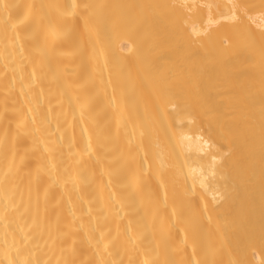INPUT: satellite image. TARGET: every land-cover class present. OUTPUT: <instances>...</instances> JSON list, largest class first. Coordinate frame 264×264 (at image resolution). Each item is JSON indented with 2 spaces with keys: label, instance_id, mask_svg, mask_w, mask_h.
<instances>
[{
  "label": "bare ground",
  "instance_id": "1",
  "mask_svg": "<svg viewBox=\"0 0 264 264\" xmlns=\"http://www.w3.org/2000/svg\"><path fill=\"white\" fill-rule=\"evenodd\" d=\"M0 264H264V0H0Z\"/></svg>",
  "mask_w": 264,
  "mask_h": 264
}]
</instances>
